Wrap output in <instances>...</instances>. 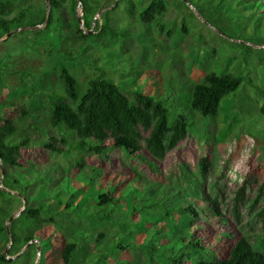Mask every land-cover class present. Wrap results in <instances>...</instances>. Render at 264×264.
I'll use <instances>...</instances> for the list:
<instances>
[{
    "label": "rangeland",
    "instance_id": "obj_1",
    "mask_svg": "<svg viewBox=\"0 0 264 264\" xmlns=\"http://www.w3.org/2000/svg\"><path fill=\"white\" fill-rule=\"evenodd\" d=\"M101 1L106 7L95 14L90 31L83 26L80 1L75 9L69 3L63 9L69 21L63 29L58 13L48 28L47 21H42L48 15L49 0H15L16 11L28 7L33 17L28 27L0 36V124L14 140L28 136L31 139L30 147L21 150L24 166L4 168L0 164V187L7 171L21 188H9L21 199L10 197L7 201L0 196V221H5L8 231L0 233V254L9 252L10 227L27 231L25 218L13 221L24 206L49 203L54 214L62 208L55 218L68 228L46 226L39 233L40 240L34 239L18 254L7 256L9 264H68L72 248L67 239L78 227L92 228L94 235L106 232L102 246H112L118 234L123 244H144L153 236L148 242L157 247L155 257L149 258L146 249L129 245L116 253L119 262L109 254L105 264H169L163 253L174 258L188 249L182 246L179 250L180 245L169 248L164 235L168 238L171 232L182 230L190 239L193 231L185 229L179 218L171 228L168 217L157 208L138 209L133 215L129 212L130 202L156 196L165 185L172 190L176 183L198 198H202L201 190L219 198L222 215L214 217L204 210L199 219L196 232L201 246L211 247L222 259L230 255L240 238L246 237L264 253L260 213L264 207V0H165L167 11L156 19L161 25L141 21L139 0H134L132 14L127 9L128 2L114 7L115 0ZM107 11L112 26L127 36L100 39L92 35L96 20L102 23ZM78 22L91 35L87 39L67 36ZM81 42L86 46L80 56L69 59L63 55L64 50L76 49ZM62 64L82 88L90 77L103 74L122 86L132 99L136 92L161 99L170 109V120L178 115L188 118L187 138L164 160L153 158L144 150L129 155L123 149L112 148L100 156L69 149V143L58 152L42 146V141L51 136H63L68 142L77 139L61 129H46L51 114L46 92H64ZM209 70L243 78L240 88L222 99L215 118L188 112L192 86ZM201 156H208L212 162L205 179L198 169ZM79 162L83 169H79ZM101 184L114 198L120 196L115 216L122 221L92 226L87 218H98L93 205ZM242 184L247 192L240 204L236 196ZM259 192L261 198L254 203ZM70 196L79 207L75 203L76 207L71 205L70 211H64L65 200ZM201 204L206 208V203Z\"/></svg>",
    "mask_w": 264,
    "mask_h": 264
},
{
    "label": "trees",
    "instance_id": "obj_2",
    "mask_svg": "<svg viewBox=\"0 0 264 264\" xmlns=\"http://www.w3.org/2000/svg\"><path fill=\"white\" fill-rule=\"evenodd\" d=\"M49 1L50 15L46 28L51 25L55 13H58L61 27L63 29L68 27L69 21L62 13L63 9L67 8L68 3L75 9L78 1L81 2L83 26L87 30L93 28L95 14L106 7L101 0ZM122 2H128V11L131 14L134 13L136 4L134 0H115L114 7L119 6ZM139 3V17L145 23L156 21L157 17L162 16L168 8L165 0H149L146 3H144V0H139ZM15 6V0H0V36L9 34L13 29L27 26L33 17V13H30V8H19L16 11ZM108 14L109 11L106 12V18L102 23L96 20L95 32L92 35L100 39L106 36L109 38L127 36V33L123 32L122 29H116L112 26ZM42 21H46V16H44ZM159 25L161 24L159 23ZM67 36L70 39L75 36L87 39L91 35L87 34L78 22L75 29L69 33L67 32ZM85 46L86 44L81 42L76 49L68 48L64 50L63 55L69 59L78 57L85 50ZM161 49L164 51L163 47ZM60 69L64 92H46L51 109L49 124L46 129H61L74 135L77 139L73 142H68L63 136L61 138L51 136L50 140L42 141V146L58 152L61 146L69 143V149L100 156L105 155L107 150L112 148L123 149L129 155H136L144 150L153 158L164 160L170 151L187 138L190 124L188 118L178 115L173 120H170V109L164 105L161 99L141 92H136L132 99L122 89V86L103 74L90 77L86 82V87L82 88L65 65L62 64ZM242 82V76L231 72L206 71L203 78L192 86L188 112H197L203 117L215 118L218 115L222 99L236 92ZM22 111L25 110L22 109ZM32 125L35 128L38 127V124L33 123ZM145 133L147 134L145 135ZM30 145L31 139L29 136L14 140L6 128L0 124L2 167L24 166L21 162V150L24 147H30ZM78 167L83 169V163L79 162ZM211 167L212 162L208 156L199 158L198 169L201 177L205 179L210 173ZM176 184L171 186L172 190H169L170 187L165 185L163 190L156 196L140 198L135 200V202H130L131 209L129 212L130 215H133L138 209L147 210L152 208L154 210V208H157L168 217L171 228L174 224L176 225L175 220L182 219L184 228L193 231L190 239H187L182 230L177 233L171 232L167 235L168 238H166V234L164 235L169 248L170 246L180 245L179 250H181L182 246L188 249L185 252L181 251L178 253L177 257L173 256L174 258H171L168 252L163 253V257L167 258L166 260L169 264H264V253L255 249L246 237L240 238L235 243L227 258L220 259L211 247L201 246V239L197 235L196 227L200 224L199 219L204 210L210 211L214 217L222 215L219 198L204 190H201L202 198H198L191 192H186L185 187L180 184H178L179 187H174ZM11 185L17 191L21 189L15 176L6 171L2 187H0V196L3 199L10 197L21 199L19 193L13 194L9 190ZM103 188L104 186L101 184L98 189L97 202L93 205V211L97 213L98 218H87L93 223L91 224L92 226L98 223L108 224L122 221V218L115 216L120 208L117 205L120 196L114 198ZM246 192V185L242 184L237 191V203L242 204L245 201ZM21 193L23 194V192ZM260 198L261 192L257 194L254 203H258ZM201 202L206 203V208L202 206ZM75 203L76 200L70 196L65 200L64 211H70L71 205L79 207V204L76 203L75 205ZM234 207L237 217L240 218L238 204H235ZM61 211L62 208L59 207L56 210V214ZM260 213L264 222V207ZM56 214L51 212L49 203L38 205L27 203L19 216L15 217L13 221L25 218L29 227L26 232L20 231L18 227H10L11 246L8 253L3 252L0 254V264H9L8 255L18 254L23 247L34 239L40 240L41 236L39 233L43 232L46 226L52 225L55 229L60 226L67 229L68 227L65 224L60 223L55 218ZM113 216L114 218H109ZM158 219L163 220V218ZM72 231L69 239H67L68 244L72 248L68 264H105L109 254L113 255L119 262V256L116 253L126 250L129 245H134L138 249H146L149 258L155 257L158 253L157 247L149 244L153 236L149 238V242L147 241L144 244H137L136 242L123 244L122 237L118 234V238L115 237L118 242L114 240V242L112 241V246H102L107 239L106 232L99 231L94 235L92 228L86 229L84 227H78L77 230ZM2 232L8 233L5 221H0V233ZM261 239L264 242V231L261 234ZM33 243L30 244L29 249ZM47 249L49 248H45V250ZM41 257H43L42 252Z\"/></svg>",
    "mask_w": 264,
    "mask_h": 264
},
{
    "label": "water",
    "instance_id": "obj_3",
    "mask_svg": "<svg viewBox=\"0 0 264 264\" xmlns=\"http://www.w3.org/2000/svg\"><path fill=\"white\" fill-rule=\"evenodd\" d=\"M50 2V1H49ZM49 15H50V6H49V11H48V15H47V17H46V21L49 19ZM26 27H28V26H26ZM26 27H23V28H26ZM17 30H19V29H17ZM90 31H92V29H90ZM12 32H10L9 34H11ZM9 34H7V35H9ZM0 164L2 165V160H1V157H0ZM13 218V216H11V219Z\"/></svg>",
    "mask_w": 264,
    "mask_h": 264
}]
</instances>
